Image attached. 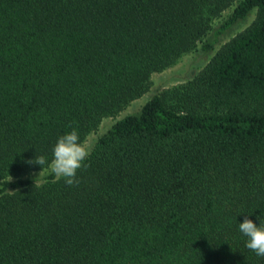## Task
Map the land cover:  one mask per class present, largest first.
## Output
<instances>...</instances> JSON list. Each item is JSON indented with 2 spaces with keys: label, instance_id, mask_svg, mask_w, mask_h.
I'll return each mask as SVG.
<instances>
[{
  "label": "trees",
  "instance_id": "trees-1",
  "mask_svg": "<svg viewBox=\"0 0 264 264\" xmlns=\"http://www.w3.org/2000/svg\"><path fill=\"white\" fill-rule=\"evenodd\" d=\"M228 6L219 27L251 21L165 100L115 119L79 185L24 177ZM245 216L264 220V0H0V264H264Z\"/></svg>",
  "mask_w": 264,
  "mask_h": 264
},
{
  "label": "rangeland",
  "instance_id": "rangeland-1",
  "mask_svg": "<svg viewBox=\"0 0 264 264\" xmlns=\"http://www.w3.org/2000/svg\"><path fill=\"white\" fill-rule=\"evenodd\" d=\"M230 11L231 6H228L212 18L206 33L196 41L194 47L182 51L171 63L163 68L151 71L144 90L138 96L131 98L112 113L102 115L96 126L88 130L80 139L89 151L91 152L97 137L103 134L115 119L125 114L136 112L152 95L158 94L164 99V97L167 98L172 88L185 84L203 68L209 57L221 43L243 29L253 17L252 11L247 17L228 27H219L230 14ZM207 44H211L209 48L205 46ZM49 173L50 170L46 164L44 170L42 167L30 170L24 177L32 179L35 184H40ZM8 178L12 177L9 176Z\"/></svg>",
  "mask_w": 264,
  "mask_h": 264
},
{
  "label": "clouds",
  "instance_id": "clouds-1",
  "mask_svg": "<svg viewBox=\"0 0 264 264\" xmlns=\"http://www.w3.org/2000/svg\"><path fill=\"white\" fill-rule=\"evenodd\" d=\"M90 156L87 146L80 140L79 131L72 128L58 137L53 150L52 159L48 162L46 156H35L34 160H29V164H38L44 170L47 164L50 173L57 179H63L68 186L79 185L77 177L78 170L86 169V163ZM239 231L246 237L245 247L256 254L257 257H264V220H260L259 225L254 223L247 216L243 222L239 223Z\"/></svg>",
  "mask_w": 264,
  "mask_h": 264
}]
</instances>
